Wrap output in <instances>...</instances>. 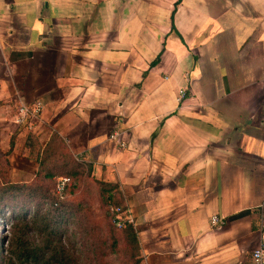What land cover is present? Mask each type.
<instances>
[{
	"label": "crops",
	"instance_id": "0c3cea01",
	"mask_svg": "<svg viewBox=\"0 0 264 264\" xmlns=\"http://www.w3.org/2000/svg\"><path fill=\"white\" fill-rule=\"evenodd\" d=\"M19 102L44 106L33 131L11 121ZM31 134L52 163L69 154L118 185L139 264H252L264 0H0V152L16 183L36 178Z\"/></svg>",
	"mask_w": 264,
	"mask_h": 264
},
{
	"label": "trees",
	"instance_id": "16d2710c",
	"mask_svg": "<svg viewBox=\"0 0 264 264\" xmlns=\"http://www.w3.org/2000/svg\"><path fill=\"white\" fill-rule=\"evenodd\" d=\"M36 140L31 134L26 143L30 158L39 167L34 186H30L33 183L10 182L7 177L10 165L0 152V164L3 166V169L0 166V264H80L76 256L77 242L73 241L75 234L70 231V226L78 221H72L74 212L64 206V193L57 195L53 183L62 176L77 179L84 174L89 175L92 169L77 162L69 154L52 163L46 154L47 146H39ZM98 183L103 205L125 209L117 195V184ZM42 184L51 186L46 188L51 200L45 197L44 202L36 203L33 199L39 198L44 192ZM8 200L13 204H9ZM20 201L22 205H19ZM77 210L81 211V208ZM109 213L113 225L114 214ZM4 224L8 225V229H5ZM121 234L129 250V259L132 264H139L136 231L131 224H126Z\"/></svg>",
	"mask_w": 264,
	"mask_h": 264
},
{
	"label": "rangeland",
	"instance_id": "374dc122",
	"mask_svg": "<svg viewBox=\"0 0 264 264\" xmlns=\"http://www.w3.org/2000/svg\"><path fill=\"white\" fill-rule=\"evenodd\" d=\"M0 166L3 169L1 164ZM9 169L7 170V177ZM68 178L70 182L63 194L62 203H64L65 207H70L71 211L74 212L72 221H78V223L70 226V231L75 234L73 241L77 242L76 256L79 259V263L132 264L129 259V250L121 234L122 228L110 223L109 207L111 206L103 205L98 183L102 180L96 178L93 173L84 174L77 179ZM8 180L16 183L14 176L11 177V180L9 178ZM35 180L36 178L33 177L32 180L22 182V184L33 183L30 186H34L37 181ZM56 181L53 183L54 185H56ZM47 187L51 186L42 184L44 192L41 193L39 198L33 199L34 202L42 203L45 201V197L51 200V197L47 196L48 193H46ZM18 200L25 201L24 198H19ZM8 203L11 204L12 202L8 200ZM19 205H22V202ZM28 205L30 206L31 204ZM77 208H81V211H78ZM4 227L8 229V225L4 224Z\"/></svg>",
	"mask_w": 264,
	"mask_h": 264
},
{
	"label": "built area",
	"instance_id": "2783aa9c",
	"mask_svg": "<svg viewBox=\"0 0 264 264\" xmlns=\"http://www.w3.org/2000/svg\"><path fill=\"white\" fill-rule=\"evenodd\" d=\"M186 93L182 89L179 91L178 100L184 99ZM44 106L41 102H36L33 105H28L23 102H19L16 107V113L12 117L11 121L17 126L25 125L30 131L34 130V126L42 122V112ZM111 139H115L116 135H111ZM55 192L57 195H62L65 192L67 185L70 182L68 177H58L56 179ZM110 212L114 214V224L119 228H123L126 224H133L128 217V211L121 207H109ZM211 226L221 228L224 225L223 219L218 217L211 218ZM262 243L252 251L251 262L252 264H264V235L262 236Z\"/></svg>",
	"mask_w": 264,
	"mask_h": 264
}]
</instances>
